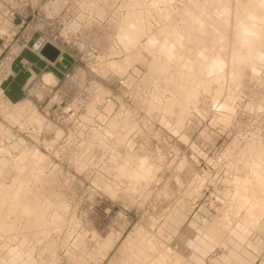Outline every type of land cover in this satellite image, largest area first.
I'll use <instances>...</instances> for the list:
<instances>
[{
  "label": "rangeland",
  "instance_id": "1",
  "mask_svg": "<svg viewBox=\"0 0 264 264\" xmlns=\"http://www.w3.org/2000/svg\"><path fill=\"white\" fill-rule=\"evenodd\" d=\"M256 1L0 0V264L258 263L264 56L237 37Z\"/></svg>",
  "mask_w": 264,
  "mask_h": 264
},
{
  "label": "bare ground",
  "instance_id": "2",
  "mask_svg": "<svg viewBox=\"0 0 264 264\" xmlns=\"http://www.w3.org/2000/svg\"><path fill=\"white\" fill-rule=\"evenodd\" d=\"M257 2V1H256ZM257 4L259 5H264V1H259L257 2ZM251 16H254L253 14H251ZM258 18V17H256ZM238 30H237V37L241 40V42L248 47V54L249 56H252V53H253V56L256 57V58H261L264 56V53L262 51H254L256 48L254 47L256 45V42L254 41V39L256 37H258L262 32L264 33V19H260L258 23H255V25H251V24H246L244 21H239L238 22ZM44 45V44H43ZM42 45V47H43ZM41 47V48H42ZM40 48V49H41ZM255 48V49H254ZM61 55V54H60ZM217 63L214 62L211 67H214L216 66ZM52 73H46L44 75V78H45V81L46 83L48 84L49 82H51V78H52ZM192 93H196V92H192ZM227 107V106H226ZM142 160V159H141ZM144 164V162H143ZM23 190H24V187H20L17 191H15L13 193V195L11 196V206H13V208L19 210L20 212H24V213H30L32 212L34 214V217L31 218L29 217L27 219V223H30V224H35V223H40L41 219L43 218V212H42V209H39V205H43V204H40L39 200L40 199H36L35 198H28L25 196V194L23 193ZM28 194V193H27ZM38 198V197H36ZM38 200V201H37ZM42 201V200H41ZM47 203V202H46ZM48 206V204L46 205ZM44 207L41 206V208ZM46 208V207H45ZM11 209V208H10ZM44 209V208H43ZM13 212L15 213L14 209H12ZM10 212V211H9ZM17 212V211H16ZM18 215V214H17ZM29 216V215H28ZM20 217V216H19ZM2 220V219H1ZM2 222V221H0ZM1 226H5L6 224H4V222L0 223ZM7 225H9L7 223ZM5 226V228H8V226ZM10 226V225H9ZM12 226V225H11ZM9 231V230H8ZM109 245V243H108ZM106 252H104L105 254ZM106 255V254H105Z\"/></svg>",
  "mask_w": 264,
  "mask_h": 264
},
{
  "label": "water",
  "instance_id": "3",
  "mask_svg": "<svg viewBox=\"0 0 264 264\" xmlns=\"http://www.w3.org/2000/svg\"><path fill=\"white\" fill-rule=\"evenodd\" d=\"M39 52L48 60L56 61L60 56L62 50L59 46H57L53 42L46 41Z\"/></svg>",
  "mask_w": 264,
  "mask_h": 264
},
{
  "label": "crops",
  "instance_id": "4",
  "mask_svg": "<svg viewBox=\"0 0 264 264\" xmlns=\"http://www.w3.org/2000/svg\"><path fill=\"white\" fill-rule=\"evenodd\" d=\"M62 53V52H61ZM45 59L48 63L50 64H57L59 59H60V56L58 57V59L56 61H50L48 60L46 57H44L42 54H40L39 52V56L37 57L36 56V59ZM264 244L261 245V248H260V252L258 251L256 257H257V260H258V263L257 264H264ZM251 255H253V253H250ZM254 256V255H253ZM262 257V258H261Z\"/></svg>",
  "mask_w": 264,
  "mask_h": 264
},
{
  "label": "built area",
  "instance_id": "5",
  "mask_svg": "<svg viewBox=\"0 0 264 264\" xmlns=\"http://www.w3.org/2000/svg\"><path fill=\"white\" fill-rule=\"evenodd\" d=\"M44 44V42H42V41H38L34 46H35V49H37V50H40V48L42 47V45ZM70 76V73H67L66 74V77H69ZM123 79L121 78L120 79V82L121 83H123ZM111 99L110 98H108V101H110Z\"/></svg>",
  "mask_w": 264,
  "mask_h": 264
}]
</instances>
